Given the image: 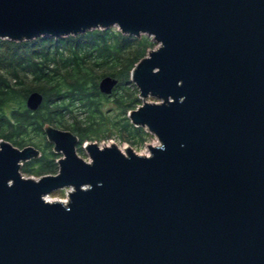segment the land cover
Wrapping results in <instances>:
<instances>
[{"label":"water","instance_id":"obj_1","mask_svg":"<svg viewBox=\"0 0 264 264\" xmlns=\"http://www.w3.org/2000/svg\"><path fill=\"white\" fill-rule=\"evenodd\" d=\"M117 26L160 44L132 71L151 155L46 127L59 173L0 140V264H264V0H0V40ZM119 81L99 84L111 95ZM39 92L26 106L37 112ZM73 188L67 204L47 196Z\"/></svg>","mask_w":264,"mask_h":264},{"label":"trees","instance_id":"obj_2","mask_svg":"<svg viewBox=\"0 0 264 264\" xmlns=\"http://www.w3.org/2000/svg\"><path fill=\"white\" fill-rule=\"evenodd\" d=\"M80 40L85 41L77 43ZM39 41L38 51L34 50L28 56L4 53L6 46L18 49L22 44L0 40V140L5 139L15 147L24 149L30 147L26 144L30 132L45 135V126L55 125L76 135L80 140L78 151L82 152L83 141L97 133L101 125H97L100 123L97 116L101 114L99 104L103 94L98 80L107 76L118 79L120 86L116 93H119L135 67L147 57L152 44L147 38H133L108 29L91 31L80 37L58 40L41 38ZM131 41L138 42L137 47L140 48L132 54L128 52ZM32 43L23 44L29 46ZM99 70L105 71L102 77L96 75ZM30 78L36 87H30ZM32 92L44 96V103L37 112L29 111L26 106ZM15 102L20 105L19 108L5 115L4 107ZM120 102L124 104L125 100ZM127 104V108L132 107ZM76 111L87 112L89 119L85 122L77 120ZM129 111H134V108ZM67 116L73 118L72 124L65 121ZM123 129L132 142H137L139 127L125 119ZM53 157L56 154L51 152L41 155L32 160L40 166L37 171L28 168L32 163H27L24 170L31 175H57L59 165Z\"/></svg>","mask_w":264,"mask_h":264},{"label":"rangeland","instance_id":"obj_3","mask_svg":"<svg viewBox=\"0 0 264 264\" xmlns=\"http://www.w3.org/2000/svg\"><path fill=\"white\" fill-rule=\"evenodd\" d=\"M108 30H112V32H115V33H122L117 26H114ZM92 31H95V30H92ZM98 31H106V30L98 29ZM89 32H91V31H89ZM89 32H87V33H89ZM87 33H85L83 35L76 36V37L84 36ZM123 35H125V34H123ZM42 38H51V37H42ZM133 38H136V37H133ZM141 38H147L150 41V43L152 44V46L149 48V50L147 52V56L150 55V52H152L154 50H158L160 48V44L157 43L154 38H152L148 35H141L138 39H141ZM40 39L41 38H38V39H35L32 41L16 42V43L22 44V46L18 49H12V48L10 49L9 46H6L3 50V52L4 53H11V54L19 53L20 55L21 54L22 55L27 54L29 56V55L34 53L33 52L34 50L38 51ZM51 39H55V38H51ZM60 39H62V38H60ZM63 39H65V38H63ZM56 40H58V39H56ZM6 41H10V40H6ZM82 41L84 42L85 40H80L77 43L82 42ZM24 42H33V43H32V45L27 46V45L23 44ZM138 45H139L138 42H136V41L132 42L131 41L130 50L128 52L130 54H132L133 52H136L137 49L139 48V47H137ZM28 52L30 54H28ZM104 74H105V71L99 70L96 75L97 76L99 75L100 77H102ZM103 78H105V77H102L101 79H99L98 82L100 83ZM28 84L30 85L31 88L36 87V84L32 82V78L29 79ZM121 84H123V83H121ZM119 86H120V84L116 87V89L114 90V92L111 95H104L103 94V98L99 104L100 105L99 112L101 114L99 116H97L98 117L97 121L100 122L97 125H99V124H101V125L98 126L97 133L91 134V136L88 139H85L83 141V146L86 144V142L96 143V144H98V146L100 148H106V147L116 145L124 153H126V150H127L126 147L128 146L138 155H142V156L148 155L149 153H151L149 146H154V144H156L158 142L157 137L155 135H153L147 127H139L140 129H142V131L140 129H137V131H138L137 132L138 139L136 140L137 142H132L129 134L123 129V123H124L125 119H128L130 124L133 125L131 123L130 118H129V113L131 112V111H129V109L134 108V110H136L139 107L143 106L146 102L160 104V103H162V101L157 99V98H154L152 96H149L145 100L141 99L140 98V91H139L138 87L136 86V84L132 81L131 77H130L129 81L124 83V86H123L124 89H121L119 93H116ZM121 100H125L124 104H122L120 102ZM127 103L132 105V107L127 108L128 107ZM19 106L20 105L16 102L10 103L4 107L3 112L5 115H10L12 110L14 108H19ZM75 117H77V120L83 121V122H85L86 119H89L87 112H83V111H76ZM72 119L73 118H69L67 116L65 121L68 124H72L73 123ZM48 126L49 125H46L45 128ZM51 127H54V128H57V129H60L63 131H68V130L61 128V127L58 128L55 125H53ZM68 132H71V131H68ZM2 140H5V139H2ZM5 141H7V140H5ZM26 144H28L29 146H32V147L36 148L37 150H39L42 153V156H44L45 154H49L50 152L55 153L54 145L48 141L46 134L45 135H36L33 132H30V134L27 136V143ZM48 144L50 146H48ZM83 146H82V148H83ZM17 148H19V147H17ZM78 148H79V145H78ZM19 149H21V148H19ZM55 154H56V157H53L52 159L55 160V163H58V161L61 158H63V154H60V153L59 154L55 153ZM78 155L81 158H83L86 162L91 161L90 156H89L87 150H85V149H83L82 152L78 151ZM27 163L28 164L32 163L28 168L33 169L35 171H37L40 167L38 163H33L32 161L24 162L22 169H21V173H22L23 177L39 180L43 176H46V175H37V174L31 175V174L26 173L24 169L26 168ZM70 190L74 191L73 188H70L69 190L63 189V190H59L57 192H54L50 196H48V199L51 198V199L56 200V201L68 200L69 196L67 194Z\"/></svg>","mask_w":264,"mask_h":264},{"label":"built area","instance_id":"obj_4","mask_svg":"<svg viewBox=\"0 0 264 264\" xmlns=\"http://www.w3.org/2000/svg\"><path fill=\"white\" fill-rule=\"evenodd\" d=\"M157 140H158V142H157L156 144H154V146H153V147H158V146H160V145H161V143H160V141H159V139H158V138H157ZM150 155H151V153H149L148 155H144V156H148V157H149ZM69 189H70V188H66V190H69ZM72 192H73V191H71V190H70V191L68 192V194H67V195H68V196H70V194H71ZM69 199H70V197H69ZM69 199H68V200H63V201H64V203H65V204H67V203L69 202ZM63 201H62V202H63Z\"/></svg>","mask_w":264,"mask_h":264},{"label":"bare ground","instance_id":"obj_5","mask_svg":"<svg viewBox=\"0 0 264 264\" xmlns=\"http://www.w3.org/2000/svg\"><path fill=\"white\" fill-rule=\"evenodd\" d=\"M49 196H50V195H49ZM46 199H47V201H50V202H54V201H56V200H53V199H51V198L48 199V196H47Z\"/></svg>","mask_w":264,"mask_h":264}]
</instances>
